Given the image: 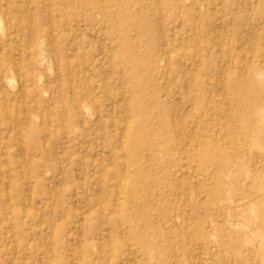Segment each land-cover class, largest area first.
I'll return each mask as SVG.
<instances>
[{"label": "rangeland", "instance_id": "374dc122", "mask_svg": "<svg viewBox=\"0 0 264 264\" xmlns=\"http://www.w3.org/2000/svg\"><path fill=\"white\" fill-rule=\"evenodd\" d=\"M0 264H264V0H0Z\"/></svg>", "mask_w": 264, "mask_h": 264}, {"label": "bare ground", "instance_id": "6f19581e", "mask_svg": "<svg viewBox=\"0 0 264 264\" xmlns=\"http://www.w3.org/2000/svg\"><path fill=\"white\" fill-rule=\"evenodd\" d=\"M52 26V25H51ZM166 48V47H165ZM224 76V75H223ZM226 77V76H225ZM227 78V77H226ZM194 79V78H193ZM223 81V80H222ZM225 81V80H224ZM226 82V81H225ZM225 92H226V90H225ZM125 95V94H124ZM124 98V97H123ZM126 99V98H125ZM128 104V103H127ZM263 104L260 102V103H258V106H262ZM228 107V106H227ZM129 120V119H128ZM127 120V121H128ZM131 120V119H130ZM259 122L260 121H253V129L250 131V134H252V133H254V135H255V137H257L258 136V134H259V131L256 129V125H258L259 124ZM122 148V147H121ZM122 151H123V149H122ZM22 154V153H21ZM29 185V184H28ZM30 186V185H29ZM32 196V195H31ZM116 200H118V199H116Z\"/></svg>", "mask_w": 264, "mask_h": 264}]
</instances>
